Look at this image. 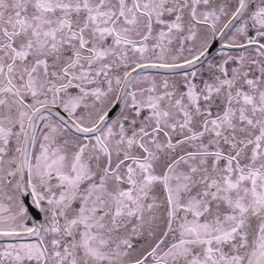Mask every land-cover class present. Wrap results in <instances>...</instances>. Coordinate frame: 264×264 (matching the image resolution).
Listing matches in <instances>:
<instances>
[{
	"label": "snow or ice",
	"instance_id": "1",
	"mask_svg": "<svg viewBox=\"0 0 264 264\" xmlns=\"http://www.w3.org/2000/svg\"><path fill=\"white\" fill-rule=\"evenodd\" d=\"M0 264H264V0H0Z\"/></svg>",
	"mask_w": 264,
	"mask_h": 264
}]
</instances>
